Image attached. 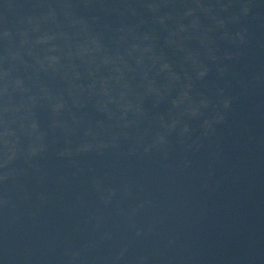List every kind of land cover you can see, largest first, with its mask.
I'll return each mask as SVG.
<instances>
[{"label": "water", "instance_id": "water-1", "mask_svg": "<svg viewBox=\"0 0 264 264\" xmlns=\"http://www.w3.org/2000/svg\"><path fill=\"white\" fill-rule=\"evenodd\" d=\"M0 264H264V0H0Z\"/></svg>", "mask_w": 264, "mask_h": 264}]
</instances>
